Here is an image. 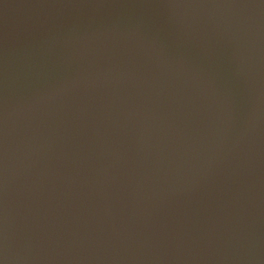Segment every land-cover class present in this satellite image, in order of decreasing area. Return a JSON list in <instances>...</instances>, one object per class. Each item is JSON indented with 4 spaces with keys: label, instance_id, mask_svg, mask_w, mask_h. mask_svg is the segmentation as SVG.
Returning <instances> with one entry per match:
<instances>
[{
    "label": "water",
    "instance_id": "95a60500",
    "mask_svg": "<svg viewBox=\"0 0 264 264\" xmlns=\"http://www.w3.org/2000/svg\"><path fill=\"white\" fill-rule=\"evenodd\" d=\"M0 264H264V0H0Z\"/></svg>",
    "mask_w": 264,
    "mask_h": 264
}]
</instances>
